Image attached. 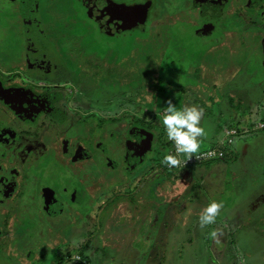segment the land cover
<instances>
[{
  "label": "rangeland",
  "instance_id": "rangeland-1",
  "mask_svg": "<svg viewBox=\"0 0 264 264\" xmlns=\"http://www.w3.org/2000/svg\"><path fill=\"white\" fill-rule=\"evenodd\" d=\"M49 3L45 2V6L50 7ZM72 3L74 0H68V13L63 7L60 14L45 7L39 13L32 12V26L25 25L18 14L14 21L12 7L7 6L9 9H5V21L0 23V77L15 69L18 73H8L5 76L8 79L6 85L30 86L34 82L31 73H28L34 61L30 45L40 43L46 49L48 37L64 44L69 43L70 46L73 43L95 42L88 24L76 16V7L71 6ZM229 9L232 17L229 18L230 26L222 30L224 43L203 55L201 59L207 63L197 65L189 59L192 54L190 49L183 47L172 52L175 57L173 64H161L154 41L151 43L153 48L148 50V57L145 52L134 53L131 57L133 62L138 57L140 59L132 66V77L135 81L148 78L149 86L144 84L148 91L142 96L141 86L135 89L132 100L118 101L117 104L123 106L117 112L113 107L101 108L102 105H110L109 95L95 98L82 90V79L79 77L83 72L82 65H77V69L69 66L68 72L71 74H66L61 82L69 84L61 87L64 91L59 97L61 104L67 103L69 106L66 109L69 116L80 114V118H86L80 119L82 127L88 130L95 126L94 137L102 138L103 141L111 134L110 127L116 126L113 129L117 136L116 149L123 153L127 148V140L133 139L131 131L142 132L148 140L143 146L145 151L137 163L119 155L115 161L117 165L113 161L106 167H110L109 170L102 167L97 172L96 167L88 171L93 173L88 174L83 169L95 168L91 165L98 163L96 155L104 154L94 150L95 144L80 140L83 144L79 145L81 152L85 151V147L96 155L92 154L88 159L80 157L74 162L71 154L60 151V155H57L60 150L58 147L62 144H54V161L47 160L51 161L47 172L49 181L43 183L41 177L31 176L29 168L32 160L29 157L20 155L21 162L28 164L25 168L15 162L13 165L11 162L6 164L10 155L0 159V179L9 166L15 167L12 175L5 177L7 180L12 177L15 184L20 182L22 191L18 194L16 191L5 193L8 188L3 182L0 184V264H248L246 256L243 253L237 256L234 248V245L238 246L240 237L248 241V254L258 250L264 252V216L252 222L249 219L247 226L241 230L239 224L237 227L234 223H226L227 214L221 215V211L229 208L226 205L228 192L234 193L230 185L232 175H241L239 182L249 184L242 185L245 192L241 194L240 201L250 204L253 197L259 202L264 199V186L260 184L264 177V126H260L264 124V0H234ZM29 17L28 21L31 19ZM39 23L44 24V28L37 26ZM39 28L43 29L40 34ZM51 30H54L53 33ZM221 35L215 34L216 37ZM44 53L43 49L39 57H47ZM25 59L27 63L24 64ZM29 61H32L30 66ZM123 69L128 70L125 67ZM168 71L184 77L178 82L171 80ZM221 77H226V84ZM80 97L85 98V106L94 104L93 109L97 112L84 115L78 111L74 115L72 107L81 102ZM169 100L177 107L195 105L203 110L202 117L210 120L205 123L214 134L212 139H215L208 151L216 150L219 153L209 164L214 168L218 160L224 159L220 172L223 178L226 174L229 176L225 184L226 196L223 186L219 188V197L224 205L214 227L208 225V235L204 228V238L198 230L191 232L193 224L186 225L187 229L184 224H180V220L186 211L196 212L190 207L191 204L197 208L202 206L203 209L210 201L219 202V199L213 192L214 183L210 186V182L201 174L203 162L194 166L191 164L193 168L196 166L194 170L187 169L182 164L188 155L179 154L180 163L176 167L169 169L161 164L166 152L175 154L160 124L163 108ZM125 106L127 110H124ZM247 109L252 115L245 111ZM83 110L88 111L85 107ZM261 114L263 119L255 120ZM111 115H116V118ZM235 121H241V124L236 125ZM200 123L201 126L205 124L202 121ZM70 124L65 127L69 128ZM71 132H74L73 135L76 133L69 130V134ZM73 146L77 148L78 144L75 142ZM110 146L114 147L108 144L101 147L105 149ZM7 150L5 148L4 152L7 153ZM226 155L231 158L227 159ZM14 156L16 159L17 154ZM24 174L26 179L23 178ZM71 174L75 175L69 176ZM73 176L75 180L71 181ZM63 183L79 192L77 198L74 195L62 196L60 187ZM43 190L46 195L43 202L45 208L41 202ZM36 193L38 198L35 197ZM32 196L36 203L30 205ZM234 205L238 206L237 200ZM181 228L191 233L187 234L189 238L186 242L180 238ZM213 230H217L215 239L209 236ZM217 238L227 244L220 243ZM87 243L88 247L85 245ZM222 244L224 247L229 246V256L220 259V251L224 248ZM211 248H214V252L206 256V250L211 251Z\"/></svg>",
  "mask_w": 264,
  "mask_h": 264
},
{
  "label": "flooded vegetation",
  "instance_id": "flooded-vegetation-1",
  "mask_svg": "<svg viewBox=\"0 0 264 264\" xmlns=\"http://www.w3.org/2000/svg\"><path fill=\"white\" fill-rule=\"evenodd\" d=\"M53 1L0 0V23L2 20L5 21V9L8 7H12V15H15L12 17L14 21L17 20L18 14L20 19L24 20L25 25L28 26H32V12L39 13L44 7L46 10L50 9L57 14H60L62 7L65 8L67 13L69 12L68 7L70 4H68V0H64L65 2L63 0H61L63 2H58L59 0ZM112 1L113 3L110 0H100L94 7H91L93 3L91 0H74V3L71 4V6L75 5L76 7V16H80L82 21L88 24V29L91 30L95 37L94 43L83 44V42H80L77 43L78 45H73L75 44L73 43L70 46L69 43L64 44L48 37L46 49L40 43L29 47L31 56L34 58L33 63L29 61L28 64L29 66L31 63L33 64V67L28 71L34 80L30 86L22 84L9 86L5 84L6 80H8L5 76L8 73H18L16 69L3 73L2 78L0 77V100L2 102L0 104V153H3L0 154V159L2 160L6 155H10L11 161L7 157L6 164L11 162L13 165L15 162L18 166L24 167L28 164L21 162L20 155L23 158L29 157L32 160L29 168V171L31 170L32 172L31 176L41 177L42 183L49 181L47 180V172L51 161L47 160H53L54 144H62L58 147L60 150L57 155H60V151L63 154H71L73 162L78 158L80 159V157L88 159L92 154L96 155L90 148L84 147L85 151L81 152V146L79 145L83 144L80 140L83 139L86 143L95 144L94 150L104 154L96 155L98 163L95 162L91 165L95 168L91 167L83 170L88 172L98 167L96 169L98 172L102 170V167L109 170L110 167H106L110 166L113 161L114 165H117L115 161H117L119 155H124L132 163L139 162L145 151L143 146L148 141L144 133L141 132L139 134L137 131L132 130L133 139L127 140V148L123 153L121 150L116 149L117 136L113 130L116 126L110 127L111 134L105 137V141L102 138H95L96 130L93 129L95 126L85 130L80 119L86 118H80L82 116L76 114L78 111H81L84 115L97 112L96 109H93L95 106L93 103L92 106L90 104L85 106V98L82 99L80 97L79 100L81 102L77 103V106L72 107L75 110L74 115H76L73 117L69 116L67 113L69 106L67 103L65 105L59 101L60 93L64 91L61 87L69 84L67 82L61 83L66 74H71V72H68L69 66H74L77 69V65H82L81 69L83 72L79 76L82 79V90L95 98H99L104 94L109 95L111 97L110 105H102L101 108L113 107L114 111L117 112V109H121L123 106V104L118 105V101L128 102L132 100L135 89L137 90L141 86L142 96H145L146 91H148L144 87V84H147L146 87L149 86L148 78H138L135 81L132 77V71H134L132 66L135 61L138 62L140 59L138 57L133 62L131 57L134 53L145 52L148 57V50L153 48L151 43L154 41L157 45V53L161 64H173L175 57L172 52L176 51V49H183V47L190 49L192 54L189 59L193 60L194 63H198L197 65L207 63L206 61L203 62L204 59L201 58L215 46L224 43L222 30L230 26L229 18L232 16L229 5L234 3V0ZM45 2H50V7L45 6ZM134 4L148 5L149 16L145 24H143L144 19H141L142 16L134 18L133 12L128 11L127 8ZM249 5L251 6V4ZM235 9L242 10L240 8ZM27 17L31 18L30 21H28ZM37 26L44 28L45 25L39 23ZM42 28H39V34L43 31ZM216 33L222 34V37H220L222 39L216 37ZM217 38L218 41L214 42ZM39 42L43 41L39 40ZM43 49L45 50L44 56H47L44 58L38 55ZM221 49L224 48L221 47ZM25 61L24 64L27 63V59ZM123 67L128 68V70L125 71ZM23 71L27 72L26 69H23ZM168 77L178 82V80L181 81L184 75L168 71ZM164 78H166L165 75ZM92 97L91 99H95ZM83 107L87 108L88 111H84ZM124 110H127L126 106ZM76 116H78L77 119L74 118ZM110 117L116 118V115H111ZM68 123L71 124L69 128H66L65 126ZM115 123H112V125ZM69 130H74L76 133L74 135V132L69 134ZM84 134H87V136ZM74 141L78 144L77 148L73 146L75 144ZM134 143H136V146H133ZM103 144L113 145L114 147L110 146V148L103 149L101 147ZM5 148L8 149L7 153L4 152ZM133 149L139 153V160L137 161L133 159ZM22 152H24L25 156L22 155ZM16 154L17 158L15 159L14 155ZM9 167V169L7 168L4 171L5 174L0 179V184L3 182L8 188L5 193H9V191H16V194L22 193L20 191V182L15 184L11 180L12 177L8 178V180L6 179L5 176L12 175L15 170V167ZM114 168L117 167L114 166ZM40 171L42 172L41 175ZM78 171L76 170V172ZM72 172L75 173L74 171ZM97 172L96 174L99 175ZM91 173L93 172H88V174ZM72 175L75 174L69 176ZM24 177L26 179L25 174L23 175ZM73 180H75L74 176L71 178V181ZM35 192L37 191L35 190ZM44 192L43 190L41 194L42 204L45 202L46 197ZM60 192L62 196L66 197L74 195L77 198V195H79V192L75 191L74 187L73 189L68 188L64 183L60 187ZM35 197L38 198L37 193ZM32 199L30 205L35 202L34 196H32ZM42 206L45 208L44 204Z\"/></svg>",
  "mask_w": 264,
  "mask_h": 264
},
{
  "label": "crops",
  "instance_id": "crops-1",
  "mask_svg": "<svg viewBox=\"0 0 264 264\" xmlns=\"http://www.w3.org/2000/svg\"><path fill=\"white\" fill-rule=\"evenodd\" d=\"M225 78H222V81H223L224 84H226L225 83V80H226ZM212 82H214V81H212ZM250 115H252V114L250 113ZM262 115L263 114H261V116L256 117L255 120H260V118L263 119ZM201 121L204 122V123L205 122L208 123V121H210V120L209 119L205 120V118L202 117ZM202 127L204 128L205 135L203 137L199 138V140H200V148H199V150L197 152L208 149L209 147H211V145L215 141V139H212L214 134L211 133V129L208 128V126H206V123ZM221 135H222L221 137L223 138L224 134L222 133ZM231 153H233V152L231 151ZM231 153H230V155H231ZM237 155H238V153H237ZM226 158L229 159L231 157L230 156H226ZM212 160H206L205 162H203L204 164L203 163L201 164V166H200L201 174L203 175L204 178L207 179V181L210 182V186H211L212 183H214L213 192L215 193V197H218V199H219L218 201L222 202V199L219 197L220 194H221V192L219 191V188H220L221 185L223 186L224 193H225V196H226L227 187H226L225 184L227 183V181L229 179V176L226 174L225 178H223L224 176L220 172L223 169L221 167V165H222V161L224 159L223 160H218V161L216 160L217 164H215L214 168L211 167V165L209 164L210 162H212ZM193 166H189V167H186V168L194 170L196 166L194 168H193ZM241 177H242L241 175H237V176L232 175V177L230 178V185L234 189V193L231 192V191L228 192V195L226 196V202H227L226 205L228 204L227 207H229V208L226 209V210L221 211L223 213L222 214L220 213V214L224 215V216H226V214H227V219H226L227 222L226 223H228V224L234 223L235 225H237V227H238V224H239L238 228L242 230L244 227L247 226L246 224L249 223V219L252 222L253 220H259V219H261L264 216V199L261 202H259V201H255V199L253 197L251 199V201H250V204L247 201H240L241 194L243 192H245L243 186H249V184H247V183H246V185H243L244 182H239ZM251 180H253L252 177H251ZM262 180H263V182H261L260 184H262L264 186V177H263ZM251 193H253V192H251ZM255 195L256 194H254V196ZM236 200L238 201V206L237 207H235V205H234L236 203ZM244 202L246 203V205H248V207L245 206ZM222 204L224 205L223 202H222ZM190 207H192L193 211H196V212H201V210H202V206H199V208H197L198 206L194 207L193 204H191ZM226 211H230V213H225ZM196 212L188 213L186 211V213L182 215V219L180 220V224L181 225L184 224L185 227H187L186 225L191 226L193 224V226H192L193 231H191V232L195 233L198 230L199 234L202 235V238H204V236H203L204 228H206V232H207V235H208V230H209L208 227L209 226L214 227V224L209 225V226L208 225L205 226L203 228V231L201 232V228L198 229L200 227L198 225V216H199L198 214L199 213L195 214ZM189 219L191 220V222H189ZM241 219H242V221H241ZM241 226H243V227H241ZM187 229H189V228L187 227ZM188 232L189 231H184L181 228V236H180V238H183L184 242H186L188 240V238H189L188 235H191V233H188ZM216 232H217V230H216ZM217 240L218 241L220 240V243H224L225 245L227 244L226 242H223L222 239L217 238ZM238 240H239L238 246L236 247L234 245V248L237 251V256H239L240 253L241 254L243 253L244 256H246V258L248 259V264H264V252H261V250H258V251H253L252 254H248L247 250L249 249V244H248L247 239L240 237ZM85 245L87 247L89 246L88 243L85 244ZM219 246H221V244ZM223 247H224V245H223ZM209 250H206V253H207L206 256H209L208 255L209 253L211 254V252H214V248H211V251H209ZM228 250H229V246L228 247H224L220 251V253H221L220 259H222V257H228L229 256V254H227ZM238 252H239V254H238ZM195 263H196V261H195ZM148 264H151V263L148 262ZM218 264H220V263H218Z\"/></svg>",
  "mask_w": 264,
  "mask_h": 264
},
{
  "label": "clouds",
  "instance_id": "clouds-1",
  "mask_svg": "<svg viewBox=\"0 0 264 264\" xmlns=\"http://www.w3.org/2000/svg\"><path fill=\"white\" fill-rule=\"evenodd\" d=\"M203 110L195 105L177 107L169 100L163 108L160 124L168 141H171L174 153L166 152L161 158V164L168 168L179 165V154L191 156L200 148L199 138L205 135L201 126ZM222 208V203L210 201L198 216V225L204 228L216 222V218ZM209 236L216 238L215 230L209 232Z\"/></svg>",
  "mask_w": 264,
  "mask_h": 264
},
{
  "label": "water",
  "instance_id": "water-1",
  "mask_svg": "<svg viewBox=\"0 0 264 264\" xmlns=\"http://www.w3.org/2000/svg\"><path fill=\"white\" fill-rule=\"evenodd\" d=\"M90 1V0H89ZM93 1V3H92V6L91 7H94L95 6V4L98 2L99 3V1L100 0H91V2ZM112 3H113V1L112 0H110ZM145 5H146V7H145ZM145 5H136V4H134V5H132V6H129L127 9H128V11H130V12H133V17L134 18H137L138 16H142L141 17V19L143 18L144 20H143V24H145L146 23V20L148 19V16H149V14H148V5L147 4H145ZM149 10H150V6H149ZM150 20H151V18H150ZM200 32V31H199ZM203 32V31H202ZM220 38V37H219ZM221 39V38H220ZM216 41H218V38L216 39V40H214V42H216ZM136 146V143H134L133 144V146ZM133 159H135V161H137V160H139V153L135 150V149H133Z\"/></svg>",
  "mask_w": 264,
  "mask_h": 264
},
{
  "label": "built area",
  "instance_id": "built-area-1",
  "mask_svg": "<svg viewBox=\"0 0 264 264\" xmlns=\"http://www.w3.org/2000/svg\"><path fill=\"white\" fill-rule=\"evenodd\" d=\"M258 122L259 123H262L261 121H258ZM260 126L263 127L264 124H260ZM206 151H208V149H206L205 151H199L200 153L197 152L195 154H192L191 156H187L186 159H185V161H184V164H182V165H185L187 167L188 166H192L191 164L196 165L199 162L202 163V162H204L206 160L213 159L217 154L219 155V153L216 150H214V151H208V152H206ZM166 168H168V167H166Z\"/></svg>",
  "mask_w": 264,
  "mask_h": 264
},
{
  "label": "trees",
  "instance_id": "trees-1",
  "mask_svg": "<svg viewBox=\"0 0 264 264\" xmlns=\"http://www.w3.org/2000/svg\"><path fill=\"white\" fill-rule=\"evenodd\" d=\"M245 111L250 115V113H249L248 110H245ZM235 122H236V121H235ZM240 122H241V121H237V122H236V125H237V124H238V125L241 124ZM245 129H246V128H245ZM241 131H242V130H241ZM226 156H228V155H226ZM89 241H90V240H88V242H89Z\"/></svg>",
  "mask_w": 264,
  "mask_h": 264
}]
</instances>
